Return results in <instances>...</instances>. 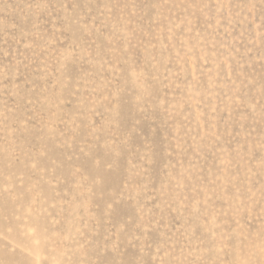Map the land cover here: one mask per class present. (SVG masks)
<instances>
[{
    "label": "rangeland",
    "instance_id": "1",
    "mask_svg": "<svg viewBox=\"0 0 264 264\" xmlns=\"http://www.w3.org/2000/svg\"><path fill=\"white\" fill-rule=\"evenodd\" d=\"M0 264H264V0H0Z\"/></svg>",
    "mask_w": 264,
    "mask_h": 264
}]
</instances>
